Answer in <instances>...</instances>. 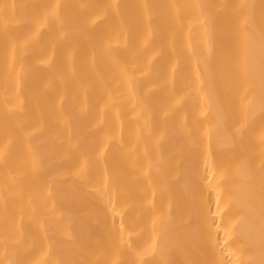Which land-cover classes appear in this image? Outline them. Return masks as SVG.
Wrapping results in <instances>:
<instances>
[{
    "label": "bare ground",
    "instance_id": "obj_1",
    "mask_svg": "<svg viewBox=\"0 0 264 264\" xmlns=\"http://www.w3.org/2000/svg\"><path fill=\"white\" fill-rule=\"evenodd\" d=\"M0 264H264V0H0Z\"/></svg>",
    "mask_w": 264,
    "mask_h": 264
}]
</instances>
